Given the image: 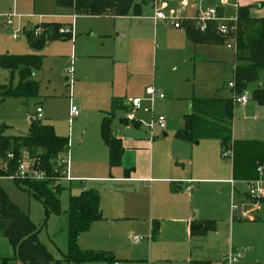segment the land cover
<instances>
[{"label":"crops","instance_id":"obj_1","mask_svg":"<svg viewBox=\"0 0 264 264\" xmlns=\"http://www.w3.org/2000/svg\"><path fill=\"white\" fill-rule=\"evenodd\" d=\"M215 1L197 0L192 6L187 0L180 1L178 3L182 11L180 17L184 20L180 30L174 29L167 21L154 19L155 11H162L161 6L166 0H153L151 5L147 6L151 13L147 14L143 7L139 17L131 14L126 17H95L112 20L113 32L117 34L114 35L113 41L108 42L107 49L100 52L101 54L97 52L96 43H88L85 48L79 50L78 60L82 64V71L78 79L81 84L93 89L89 99L95 102L92 107V111L95 112L93 120L85 124L81 133L76 162L73 160V165L70 164L72 134L67 138V149L60 154L67 161L69 177H73H70L69 183H75L81 189L77 196L86 191H95L100 198L99 209L102 220L93 223L87 232L79 236L78 245L82 250L110 254L113 264H191L193 262L224 264L225 258L231 252L241 253V259L233 264H264V171L261 174L256 171L258 163L264 161V153L260 152L244 161H238L237 153L235 150L233 153L231 147L235 149L237 146L233 135V116L232 139L226 147L230 146L232 150V160L221 159L223 149L218 140H202L194 145L175 140L174 134L185 125V116L181 120V128L176 132H166V125L163 130L155 126L153 130L157 128L160 137L153 133V130L150 132L145 128L144 123L136 121L135 114V121L127 122L121 112H116L111 122V132L119 140L123 153L119 166L113 168L109 167L108 148L100 136L101 121L110 114L114 100L126 104L127 95L131 100L140 99L141 108L138 111H142V105L146 104L147 107L142 114L148 116L149 121L152 114L148 110L149 105L164 100L157 98L151 104L145 94L147 89H155L154 85L146 81L150 68L147 67L149 57L152 60L147 45L151 42L157 43L155 35L152 41L147 33V25L144 24L146 21L151 25L165 22L176 31L184 30L180 33L184 34L185 42L192 49L195 58H201L200 55L205 48L208 50L228 48L227 45L213 43L193 44L188 40L187 28L204 34L194 28L192 21L199 11L216 9L220 16L229 19L236 16L239 8H247L252 19H264L262 10L264 0ZM41 8H45V12L49 13L46 17L49 18L60 17L62 15L59 14H65L64 12H73L71 9L58 8L55 0L45 2ZM185 9H189V14L182 17ZM73 14L72 18H76L77 14L74 12ZM41 25L44 24L32 27ZM210 25L214 26L215 33L222 40L229 41L219 34L216 24ZM62 26L61 29L70 27L69 24ZM32 27L27 26L23 29L26 36L28 35L26 31L33 29ZM7 32L9 33V30ZM33 36L38 37L34 34ZM50 43L51 41L47 40L46 46ZM233 46L234 48L229 50L233 51L232 57L236 65L225 64L222 57L203 60L209 70L215 74L219 73L215 77L217 80L212 82L211 87L214 92L211 98L231 100L232 92L227 88V83L234 81L233 70L240 65L235 60V42ZM43 58L42 55V60ZM154 63L156 67V58ZM225 76L227 80L224 83L222 79ZM260 88L259 78L258 82L248 85L245 92H242L249 97L248 103L238 105L255 113L263 111L264 106L250 102L252 91ZM157 92L161 94L160 91ZM193 98L190 99V112ZM88 109L89 107L85 111L87 112ZM77 117L80 118L81 115L78 113ZM116 118L119 127L122 126L120 129L114 126ZM165 119L167 122V118ZM53 130L56 136L63 138L55 128ZM132 131L134 134L130 133ZM228 161L232 163L227 170L222 164L225 165ZM261 166L264 167L262 164ZM228 177L236 182L232 191L231 189L229 191L228 185L220 187L221 183L216 182ZM201 181H208L204 187L213 184L219 185L220 189L227 188L228 194L223 198L208 197L203 204L199 197L203 188ZM252 181H259L260 189L263 191L258 200L244 193L243 184ZM232 204L237 207L234 212L230 209ZM194 221H212L215 223V230L204 237L191 238L189 226ZM154 225L158 228V234L152 238ZM123 233H136L141 235V238L142 236L146 238L143 237L145 240L139 243H133L131 238L134 247L130 248L121 239Z\"/></svg>","mask_w":264,"mask_h":264},{"label":"rangeland","instance_id":"obj_2","mask_svg":"<svg viewBox=\"0 0 264 264\" xmlns=\"http://www.w3.org/2000/svg\"><path fill=\"white\" fill-rule=\"evenodd\" d=\"M14 1L0 0V52H2L0 56L5 54L10 56L40 54L44 58L39 71H36L33 75V79L39 85L38 97L29 100L7 98L0 104V126L4 125L7 127L3 136L7 138L14 137L18 132L26 134L30 125V117L35 113L37 105H40L43 110V120L40 121L42 124L51 125L57 133L63 135V138H70V134L73 135L70 149L72 156L69 155L70 164H72V162H76L77 147L83 128L85 124L93 120L95 112L92 111L95 102L89 99L93 94V89L90 86H84L78 79L82 71V64L78 60L79 50L85 48L88 43H96L97 52H104L107 49L108 42L113 41L114 35L117 34L113 32V21L107 18L88 17L81 14L75 15L76 18H72L74 15L73 12L59 14L63 17L49 18L46 17V14L49 13L45 12V8H41L49 0H17L16 4ZM180 1L182 0H166L161 6L164 15L168 18L176 17L177 10L179 9L178 3ZM187 2L192 6L197 0H187ZM215 2H218V0ZM144 7L146 13L150 14V8L147 6ZM262 10L264 11V9ZM11 13L14 14V18L12 19V28L9 29L4 25L5 20L3 17ZM51 14L53 15V12ZM188 14L189 9H185L182 17H186ZM51 22H57L62 25L69 24L72 34L71 37L68 40H55L45 46L40 52L32 50L27 45V36L23 29L27 26L31 28L32 26ZM144 24L147 25V33L151 40L153 41L155 35L157 42H151L147 45V51L150 56L152 55V60L149 57L147 67L150 68L146 81L150 85H154L155 89L160 91L164 97V100L155 101L152 105H149L148 110L156 117L162 116L167 118L166 132H176L181 128L180 123L183 116L190 113V99L196 96L208 99L213 95L212 82L217 80L215 77L219 73L215 74V72L209 70L203 63V60L210 57H222L225 64L236 65L232 57L233 51L226 48L209 50L205 48L203 54L200 55L201 58H195V54L187 42H185V38H183L184 34L180 33L184 32V30L180 32L176 31L165 22L159 23L158 25H151L149 21H146ZM7 30H9V33ZM12 31L19 34L17 41L12 40ZM35 31H38V37L43 34V28L41 26L30 29L26 33L33 36ZM218 44L226 46L227 41L223 39L222 43ZM155 58L156 67L154 63ZM213 65L217 67L215 64ZM260 75V89L264 90V69ZM213 77L215 79H212ZM222 80L225 83L227 76L223 77ZM18 82L19 78L17 73L12 75L0 68V85L11 84L13 87H16ZM127 97V100H131ZM71 107H75L78 110V113L81 115L80 118H73L71 116ZM88 107L89 109L86 112L85 110ZM146 107L147 105L143 104L142 111L135 113L136 121L148 124L149 117L142 114ZM121 114L122 116L125 115L124 113ZM114 126L119 129L122 127H119L117 118ZM130 133L134 134V131ZM153 133L160 135V131H157V128L153 130ZM233 135L237 146L235 149L233 146L231 147L233 153L234 150L236 151L238 161H244L248 157L256 156L260 152L264 153V110L255 113V111L248 110L246 107L233 103ZM11 159L12 157L9 155H7L5 160L0 157V168L5 169L7 167V161ZM30 160L32 159L23 151L19 166L22 165L24 170H30L32 162L33 165L37 164L36 160ZM230 161L228 163L226 162L225 165L222 164L227 170L232 163ZM55 165L58 169L57 164ZM258 167H261V164H258ZM38 181H50V177L43 175ZM233 181L232 178L228 177L216 182L221 183L220 187L228 185L229 191L230 189L232 191L234 183L236 184ZM206 182L208 181H201V187H203L199 196L201 203L203 202L204 204L206 202L204 200L208 197L223 198L228 194V189H220L219 185L209 184L204 187V185L208 184ZM55 184L56 182L52 181L49 185L50 188ZM59 185L62 188L58 195L60 212L58 214H46L42 204L31 198L27 193L19 190L10 178H0V187L13 204L23 213L29 215L31 222L39 231L38 241L50 253L54 261H62L63 256L66 255V213L68 211L69 199L76 197L81 190L78 185L69 183L66 180L60 181ZM243 185L245 187L244 193L247 194L246 183ZM102 233L104 232L102 231ZM134 235L141 237V235L136 233H123L121 239L131 248L134 247L132 246L134 244L131 242V238ZM77 246L81 251L89 252L79 247L78 240ZM13 252V249L7 244V241L0 237V264H22L15 259Z\"/></svg>","mask_w":264,"mask_h":264},{"label":"trees","instance_id":"obj_3","mask_svg":"<svg viewBox=\"0 0 264 264\" xmlns=\"http://www.w3.org/2000/svg\"><path fill=\"white\" fill-rule=\"evenodd\" d=\"M153 0H55L58 8L71 9L75 14L90 17H134L141 16V9L151 5ZM237 24L235 34L231 36L235 42V60L240 65L234 72L235 92L240 94L247 86L259 81L260 72L264 69V19H252L247 8H239L236 12ZM43 34L33 37L28 34L27 45L34 51H42L48 41L68 40L70 34H60L61 24L50 23L41 25ZM186 36L193 44L222 43V39L210 25L204 34L193 29H186ZM42 56H0V68L12 75L18 74L16 87L11 84L0 85V103L7 98L34 99L38 97L39 85L32 79L33 73L39 71ZM251 100L264 106V91L256 89L251 93ZM128 113L130 108L123 101H113L110 114L103 118L100 125V136L108 148V164L117 167L123 149L118 139L111 132V122L116 112ZM233 104L230 99H199L191 100V112L184 117V127L174 134V139L188 144H196L202 140H218L226 148L232 139ZM6 126H0V157L7 161L5 169L0 168V178L13 177L25 151L30 159L36 160V170L50 177V181L31 179H11L16 187L31 198L39 201L45 213L60 212L58 195L61 188L58 182L56 160L67 149L68 139L56 136L50 126L42 125L30 119L28 131L24 135L4 137ZM258 164L264 165V161ZM258 168V167H257ZM257 170V169H256ZM52 181L56 184L50 188ZM100 198L95 191H86L69 199L67 218V252L62 261H54L46 248L38 241V229L28 215L23 213L8 198L0 187V235L6 239L13 249L15 259L22 264H113L110 254L102 252H84L77 246L78 237L87 232L91 225L101 221L99 209ZM215 230L212 221H194L189 226L191 238H201ZM158 234L157 226H153L152 238ZM5 262V261H3ZM191 264H209L196 263Z\"/></svg>","mask_w":264,"mask_h":264},{"label":"built area","instance_id":"obj_4","mask_svg":"<svg viewBox=\"0 0 264 264\" xmlns=\"http://www.w3.org/2000/svg\"><path fill=\"white\" fill-rule=\"evenodd\" d=\"M222 4H224V3H222ZM181 12H182L181 9H178L176 17L168 18L164 15L163 11L156 10L154 19L155 20H161V21H167L170 23V25L174 29L180 30V29H182V22L184 21L180 17ZM13 18H14L13 13L8 14V15L3 17V19L5 20V25L9 29L12 28V19ZM192 21H193L194 28L201 33H205L210 24H216L217 31L219 32V34L222 35L223 37L229 39V41L227 42V48L228 49H231L232 47L234 48V46H233L234 40H233V38H231V36L234 35L235 31H236V24H237L236 16L233 18L226 19L223 16H220L218 14V10L208 9V10H204V11H199ZM38 34H39L38 31H35L34 35L37 36ZM60 34H71L70 27H66L64 29H61ZM11 37L13 40H17L19 38V34L17 32L12 31ZM227 88L229 90H231V92H232L231 101L233 103L240 104V105H244V104L248 103L249 97L247 96L246 93L238 94L235 92L234 81H230L229 83H227ZM145 94L148 98V101L151 104L157 98L158 99L164 98L162 94H160L159 92H157L153 88L147 89ZM126 106H128L130 108V111L128 113H125L124 119L127 122H134L135 121L134 114L138 110H140L141 100L140 99L128 100L126 102ZM70 112H71L72 117H77L78 111L75 107H71ZM149 112H151V111H149ZM42 118H43L42 109H41V107H37L35 110V113L30 117V119L34 122H40L42 120ZM165 125H166V119L164 117H162V116L156 117V116L151 114L149 123L144 124V127L147 128L150 132H152V130L155 126H157L159 129L163 130L165 128ZM9 156L12 157L11 155H9ZM232 156H233V154H232V150L230 147L223 149L221 152V155H220L222 160H229L232 158ZM30 161H33V159ZM56 162H57L56 164L58 167V175H59L58 179H57L58 182L60 183V181H63V180L70 181V177L68 175V164H67L66 159L62 156H59L57 158ZM256 171H257V173L261 174L264 171V167H262V166L258 167ZM29 172H30V174H29ZM43 175L44 174L42 172H39L36 170V164L33 165V162H32L30 170H27V169L24 170V167L22 165H20L16 174L13 177H11L10 179L19 178V179H31V180L38 181L40 179V177H42ZM232 185H233V183H232ZM246 188L248 191L247 194L250 198H253L254 200H258L261 198L263 191H262V189H260L259 181L247 182ZM230 209H231V212H234L237 210V207L232 204ZM142 240H143V238H141V237H137V236L132 237L133 243H139ZM240 259H241V253L231 252L225 258L224 264H233V263L238 262ZM114 264H118V263H114Z\"/></svg>","mask_w":264,"mask_h":264},{"label":"water","instance_id":"obj_5","mask_svg":"<svg viewBox=\"0 0 264 264\" xmlns=\"http://www.w3.org/2000/svg\"><path fill=\"white\" fill-rule=\"evenodd\" d=\"M17 135H23L22 133L18 132Z\"/></svg>","mask_w":264,"mask_h":264}]
</instances>
